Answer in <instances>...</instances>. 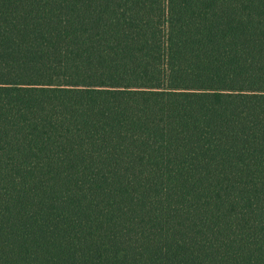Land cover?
<instances>
[{
  "label": "trees",
  "instance_id": "1",
  "mask_svg": "<svg viewBox=\"0 0 264 264\" xmlns=\"http://www.w3.org/2000/svg\"><path fill=\"white\" fill-rule=\"evenodd\" d=\"M0 264H264V0H0Z\"/></svg>",
  "mask_w": 264,
  "mask_h": 264
}]
</instances>
